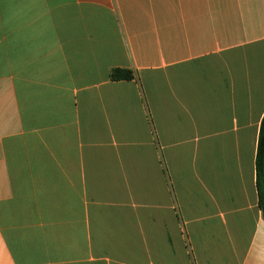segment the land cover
I'll return each mask as SVG.
<instances>
[{
	"label": "crops",
	"instance_id": "obj_1",
	"mask_svg": "<svg viewBox=\"0 0 264 264\" xmlns=\"http://www.w3.org/2000/svg\"><path fill=\"white\" fill-rule=\"evenodd\" d=\"M262 118L264 0H0V264H264Z\"/></svg>",
	"mask_w": 264,
	"mask_h": 264
},
{
	"label": "trees",
	"instance_id": "obj_2",
	"mask_svg": "<svg viewBox=\"0 0 264 264\" xmlns=\"http://www.w3.org/2000/svg\"><path fill=\"white\" fill-rule=\"evenodd\" d=\"M111 81H129L134 78L133 73L127 69H114L110 72ZM255 187L257 192V206L264 217V118L259 127L255 156Z\"/></svg>",
	"mask_w": 264,
	"mask_h": 264
}]
</instances>
